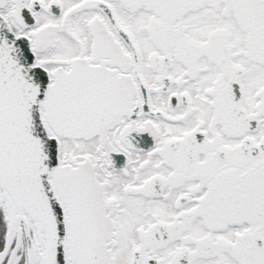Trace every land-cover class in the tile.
<instances>
[{
  "label": "snow or ice",
  "instance_id": "1",
  "mask_svg": "<svg viewBox=\"0 0 264 264\" xmlns=\"http://www.w3.org/2000/svg\"><path fill=\"white\" fill-rule=\"evenodd\" d=\"M0 264H264V0H0Z\"/></svg>",
  "mask_w": 264,
  "mask_h": 264
}]
</instances>
